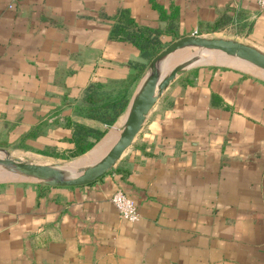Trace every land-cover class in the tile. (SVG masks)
Listing matches in <instances>:
<instances>
[{
  "label": "crops",
  "instance_id": "0c3cea01",
  "mask_svg": "<svg viewBox=\"0 0 264 264\" xmlns=\"http://www.w3.org/2000/svg\"><path fill=\"white\" fill-rule=\"evenodd\" d=\"M123 10L141 25L164 30L161 12L175 15L176 33L264 49L256 0H0L1 148L56 145L53 120L38 140V115L90 82L124 78L139 60L109 40ZM85 47L121 69L89 80L88 62L73 69ZM202 68L154 108L112 170L121 173L80 188L0 183V264H264V79ZM116 191L136 223L119 219Z\"/></svg>",
  "mask_w": 264,
  "mask_h": 264
},
{
  "label": "water",
  "instance_id": "95a60500",
  "mask_svg": "<svg viewBox=\"0 0 264 264\" xmlns=\"http://www.w3.org/2000/svg\"><path fill=\"white\" fill-rule=\"evenodd\" d=\"M188 51L193 53L170 66L174 57ZM229 60L264 75V51L259 48L210 35L192 34L172 41L144 69L124 112L126 119L120 134L100 154L98 151L109 133L88 153L67 165L29 162L13 157L7 149L0 147L2 177L49 188H80L95 183L111 172L132 147L149 115L178 77L192 69L213 66V63L220 66L218 63ZM97 146L99 148L92 152ZM89 153L93 154L83 159Z\"/></svg>",
  "mask_w": 264,
  "mask_h": 264
},
{
  "label": "trees",
  "instance_id": "16d2710c",
  "mask_svg": "<svg viewBox=\"0 0 264 264\" xmlns=\"http://www.w3.org/2000/svg\"><path fill=\"white\" fill-rule=\"evenodd\" d=\"M158 11H161V8ZM159 14L160 20L167 24L164 30L156 25L137 23L125 10L111 19L109 40L134 49L139 61H128L123 66L126 71L124 78L90 82L82 90L74 89L72 97L68 98L66 94L60 98L52 108L53 114L48 115V112H45L38 115V140L48 139V122L53 120L51 132L52 136L58 137L56 145H44L38 149L22 145L19 149L62 160L80 158L93 149L126 111L136 84L148 63L165 46L183 36V33H176L174 30L177 19L175 15L165 17L161 12ZM220 27L221 24L216 23L213 32ZM202 69L205 68L186 74L179 87L191 86L193 79ZM45 118L46 120L41 122ZM28 138L34 137L29 135ZM109 173H121V170L118 167Z\"/></svg>",
  "mask_w": 264,
  "mask_h": 264
},
{
  "label": "rangeland",
  "instance_id": "374dc122",
  "mask_svg": "<svg viewBox=\"0 0 264 264\" xmlns=\"http://www.w3.org/2000/svg\"><path fill=\"white\" fill-rule=\"evenodd\" d=\"M187 35H192V34L187 33L186 35H183V36H187ZM203 35H207V34H203ZM208 35H210V36H218V35H213V34H208ZM219 37H224V36H219ZM255 45H258V44H255ZM261 50L264 51V49H261ZM99 53H100V51H98V49H96V48L94 49L93 47L91 49H87V47H85L84 49H81V51H79L78 58L75 61V65H74L73 69L74 70L80 69L82 71V67L85 65L86 62H88V65H85L83 71H87L86 74H87V77H89V80L92 78V76L93 77L96 76V75L105 76V74H107V72H105V69H107V68H111V69H114V70L121 69V65H119V64L109 63L108 61H105L104 59L103 60L102 59L97 60V57L99 56ZM192 53H193L192 51L191 52L188 51V52H186L184 54L181 53V54L177 55L176 57L173 58L174 61L171 63L170 66H173L175 63L178 64L181 61V59H183L185 56H187L189 54H192ZM91 65H93L94 67L92 68L93 70H91V72H90ZM212 65L213 66H208V67H216L217 63H213ZM214 65H216V66H214ZM218 65H220L222 67H229V68H236V69H239V70H243L245 72H248V73H250L252 75L255 74V75L259 76L260 78L264 79V75L263 74L259 73L258 71L249 70L245 66H242L241 64H239L238 62H234V61H231V60H229V61H221V63H218ZM85 68H87V69H85ZM200 68H202V67H200ZM195 69H199V68H195ZM195 69H192V70L186 72L181 77H178L175 80V82L170 86V88L165 92V94L162 96V98L160 99V101L158 102L157 105H163L164 99L169 96V93H170L169 91L179 87V84H181L184 81L183 80L184 76L186 74L190 73L191 71H194ZM138 82H137V84H138ZM137 84H136V86H137ZM124 115H122V117L120 118L121 120L120 119L118 120L119 123L117 122V124H115L114 126L109 128L106 133L110 134L112 131H115L116 135L118 136L117 129L122 126L123 121H124ZM115 126H116V128H114ZM112 139H111V142H110V140H109V142L107 141L108 145H111V143L114 141ZM103 144L105 145V142H103ZM31 146L33 148H35V149H38V145H31ZM106 146H104V147L106 148ZM98 148L99 147L97 146L92 152H95ZM6 149L15 158H20L22 160H26V161L33 162V163H38V164L67 165L69 163H72V162L78 160V158L77 159H72V160L53 159V158H48V157H44V156L38 155V154L33 153V152H26V151H22V150H19V149H14V148H9V149L6 148ZM85 158L87 159V155L83 159H85ZM1 173H2V171L0 170V182L13 181V179L6 178L5 176L2 177Z\"/></svg>",
  "mask_w": 264,
  "mask_h": 264
},
{
  "label": "built area",
  "instance_id": "2783aa9c",
  "mask_svg": "<svg viewBox=\"0 0 264 264\" xmlns=\"http://www.w3.org/2000/svg\"><path fill=\"white\" fill-rule=\"evenodd\" d=\"M260 8H264V0H256ZM111 205L116 209L119 219L131 224L139 220L134 202L129 199L123 192L116 191L110 197Z\"/></svg>",
  "mask_w": 264,
  "mask_h": 264
},
{
  "label": "bare ground",
  "instance_id": "6f19581e",
  "mask_svg": "<svg viewBox=\"0 0 264 264\" xmlns=\"http://www.w3.org/2000/svg\"><path fill=\"white\" fill-rule=\"evenodd\" d=\"M125 119H126V114L124 115V121H123L122 126L119 127V128L117 129V133H118V135L120 134V132H121V130H122V127H123V125H124ZM116 136H117V135H116L115 131H112V133L109 135V137L106 138V140L104 141V142H105V145H104V144L102 145V148L99 149L98 153H100V152H102V151L104 150V148H105L104 146L107 145V141L109 142V140H110V142H111V139H112V138H113L112 140H114V138L116 139V138L118 137V136H117V137H116ZM113 142H114V141H113ZM113 142H112V143H113ZM112 143H111V144H112ZM91 154H93V153H89V154H87V158H89ZM85 159H86V158H85Z\"/></svg>",
  "mask_w": 264,
  "mask_h": 264
}]
</instances>
